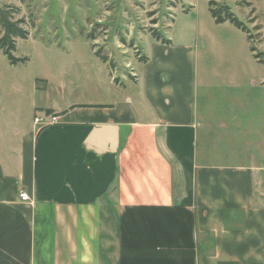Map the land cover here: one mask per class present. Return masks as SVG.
<instances>
[{
    "label": "crops",
    "instance_id": "crops-1",
    "mask_svg": "<svg viewBox=\"0 0 264 264\" xmlns=\"http://www.w3.org/2000/svg\"><path fill=\"white\" fill-rule=\"evenodd\" d=\"M152 42L127 94L109 74L114 92L47 102L56 124L9 126L0 264H264L263 160H200L197 59Z\"/></svg>",
    "mask_w": 264,
    "mask_h": 264
},
{
    "label": "rangeland",
    "instance_id": "rangeland-1",
    "mask_svg": "<svg viewBox=\"0 0 264 264\" xmlns=\"http://www.w3.org/2000/svg\"><path fill=\"white\" fill-rule=\"evenodd\" d=\"M211 1L229 7L252 39L229 22L216 24ZM5 6L21 10L29 36L16 41L14 57L22 62L12 64L0 50V143L12 135L9 126L33 121L62 93L114 92L112 76L118 97L127 94L157 31L173 41L171 57L178 52L186 65L188 45L197 59L200 160L264 166V0H0Z\"/></svg>",
    "mask_w": 264,
    "mask_h": 264
},
{
    "label": "trees",
    "instance_id": "trees-1",
    "mask_svg": "<svg viewBox=\"0 0 264 264\" xmlns=\"http://www.w3.org/2000/svg\"><path fill=\"white\" fill-rule=\"evenodd\" d=\"M210 4L217 7L216 9H210L212 18L215 20L216 24L229 22L242 32L246 33L249 41L252 39V35L248 27L235 17L229 7H218L213 1H211ZM20 14L21 10L19 8L9 6L0 7V50L5 53L12 64L24 61L14 57L16 41L18 39H27L29 36L26 29V20L19 17ZM152 36L156 41L161 42L164 45L172 44L171 41L166 40L157 31H153ZM251 51L253 54L256 53L255 48H251ZM96 55L102 58L104 63H108L109 57L102 55V51H97ZM261 56V54H254V58L259 62L261 61ZM141 62H146V59L142 58ZM109 66H111V63H109ZM48 114H50V111H48Z\"/></svg>",
    "mask_w": 264,
    "mask_h": 264
},
{
    "label": "built area",
    "instance_id": "built-area-1",
    "mask_svg": "<svg viewBox=\"0 0 264 264\" xmlns=\"http://www.w3.org/2000/svg\"><path fill=\"white\" fill-rule=\"evenodd\" d=\"M58 122V117L48 113H43L40 116L34 118V123L40 127V130L56 124ZM20 198L22 201L27 202L29 200L27 193H21Z\"/></svg>",
    "mask_w": 264,
    "mask_h": 264
}]
</instances>
